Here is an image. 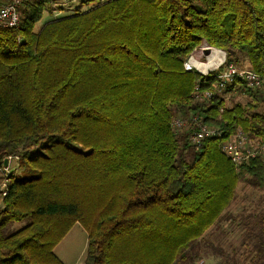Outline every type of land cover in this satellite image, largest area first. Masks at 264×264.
I'll use <instances>...</instances> for the list:
<instances>
[{"label": "trees", "instance_id": "trees-1", "mask_svg": "<svg viewBox=\"0 0 264 264\" xmlns=\"http://www.w3.org/2000/svg\"><path fill=\"white\" fill-rule=\"evenodd\" d=\"M48 2L21 0L19 26L0 28V264H64L54 248L75 223L83 264H193L239 183L264 188V155L236 169L220 149L238 127L264 139V83L199 102L215 75L183 63L205 41L264 75V0H97L37 27ZM177 115L222 136L194 144Z\"/></svg>", "mask_w": 264, "mask_h": 264}, {"label": "rangeland", "instance_id": "rangeland-1", "mask_svg": "<svg viewBox=\"0 0 264 264\" xmlns=\"http://www.w3.org/2000/svg\"><path fill=\"white\" fill-rule=\"evenodd\" d=\"M96 1L82 0L61 4L60 0H50V2L46 3L40 21L36 26L39 27L50 18H57L72 14L76 11L87 10ZM20 7L21 0L19 10ZM214 49L221 50L202 41L193 50L195 51L193 55L194 64L201 70L198 71L200 74L207 75V73H213L210 68L214 64L208 69H204L203 65L209 61L207 56ZM221 51L224 53L223 50ZM248 65V61L243 58L240 68L248 69ZM194 70L197 71L196 68ZM231 96V94L224 96L227 105L231 104ZM235 100L247 102L249 98L234 93L233 101ZM178 117L179 115L173 119ZM187 118L183 117V119H186V127H189L192 121ZM261 155H264V153ZM6 171L14 173L17 177L28 176L25 170L18 166L15 159L10 160ZM3 175V172L0 171V182L3 180ZM22 224L20 222H14L12 227L16 229ZM75 224L72 226L73 228L70 232H67L66 236L55 246L54 251L61 257L64 264H83L84 261L87 247V232L80 224ZM262 234L264 239V188H255L249 183L241 181L236 188L234 199L225 211L224 216L218 222L214 223L204 233L202 238L196 241V255L193 258V264H255L258 258L255 243L259 241L258 238L262 237Z\"/></svg>", "mask_w": 264, "mask_h": 264}, {"label": "built area", "instance_id": "built-area-1", "mask_svg": "<svg viewBox=\"0 0 264 264\" xmlns=\"http://www.w3.org/2000/svg\"><path fill=\"white\" fill-rule=\"evenodd\" d=\"M75 1L82 0H60V3L65 4ZM19 4L20 0H0V28H16V26H19ZM194 53L195 51L190 53L191 56L184 61L183 67L188 71H192L194 68H196L197 71H201L194 64ZM210 70L213 71L215 75V83H213L214 89H202L200 86H196L192 92V97L196 101H207L214 90L215 92L222 93L223 89L227 85L233 83L236 79H239L246 87L249 86L252 88L261 86L264 83V75H261L250 68H240L234 63L225 62V52L217 59ZM188 118L192 121L189 138L192 143L198 144L202 139L207 137L222 136V131H220L217 126L208 124L199 116L190 115ZM170 126L176 130L184 128L187 126L186 119L180 117L172 119ZM220 149L231 160L236 169H238L243 162L258 154L264 153V139L252 138L244 130L238 127L229 136L221 139ZM2 178L3 180L0 182V193L5 191L7 187V173H4Z\"/></svg>", "mask_w": 264, "mask_h": 264}, {"label": "bare ground", "instance_id": "bare-ground-1", "mask_svg": "<svg viewBox=\"0 0 264 264\" xmlns=\"http://www.w3.org/2000/svg\"><path fill=\"white\" fill-rule=\"evenodd\" d=\"M221 55H223L221 50L219 51L217 49H214V51L210 53L209 56H207L209 61L204 63V69L210 68L217 61V59L220 58Z\"/></svg>", "mask_w": 264, "mask_h": 264}, {"label": "crops", "instance_id": "crops-1", "mask_svg": "<svg viewBox=\"0 0 264 264\" xmlns=\"http://www.w3.org/2000/svg\"><path fill=\"white\" fill-rule=\"evenodd\" d=\"M75 225H79V224H75ZM72 228H73V227H72ZM72 228H71V229H72ZM71 229H70V230H71ZM70 230H69L68 232H70ZM54 250H55V248H54ZM54 252H55V251H54ZM55 254H56V253H55ZM56 255L61 259V257H60L58 254H56ZM61 261H62V259H61ZM62 262H63V261H62ZM63 263H64V262H63Z\"/></svg>", "mask_w": 264, "mask_h": 264}, {"label": "water", "instance_id": "water-1", "mask_svg": "<svg viewBox=\"0 0 264 264\" xmlns=\"http://www.w3.org/2000/svg\"><path fill=\"white\" fill-rule=\"evenodd\" d=\"M6 163H7V160H5V164H4L5 166H6Z\"/></svg>", "mask_w": 264, "mask_h": 264}]
</instances>
